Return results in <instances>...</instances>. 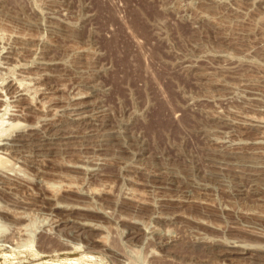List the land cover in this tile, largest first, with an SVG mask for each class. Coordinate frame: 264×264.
Segmentation results:
<instances>
[{
  "label": "rangeland",
  "instance_id": "374dc122",
  "mask_svg": "<svg viewBox=\"0 0 264 264\" xmlns=\"http://www.w3.org/2000/svg\"><path fill=\"white\" fill-rule=\"evenodd\" d=\"M16 39L0 78L40 109L7 113L0 141L85 101L121 145L7 156L0 264H264V0H0V45ZM248 168L263 179L240 194Z\"/></svg>",
  "mask_w": 264,
  "mask_h": 264
},
{
  "label": "bare ground",
  "instance_id": "6f19581e",
  "mask_svg": "<svg viewBox=\"0 0 264 264\" xmlns=\"http://www.w3.org/2000/svg\"><path fill=\"white\" fill-rule=\"evenodd\" d=\"M16 40H14V42ZM25 44H27V41L24 42V41L18 39L14 44H10L8 46L0 45V47H3V50H1L0 54L4 58H6L4 63H7V65L1 64L0 65L1 68H8V64H11L10 60H15L16 56H18V57L21 56L23 54V49L26 48ZM47 53H49V52H47ZM46 56L47 55H45V54L40 55L41 59H39L38 62L41 64L40 68L43 69L40 78H43L45 80V82H44L45 86L44 87L42 86V87H43V89L46 90V92H48L49 90H47V89H49V87L47 86V80L46 79L49 80L48 76H50V73H49L48 69L50 70V66H52L50 64H53L54 61L47 59ZM50 57H51V54H50ZM50 59L53 60V57ZM19 60L20 59L18 58V62H19ZM53 67L54 66H52V68ZM23 77H19L17 75L16 76L12 75L8 79L6 78L8 80V82H7V80L3 79L4 77L0 78L1 80L5 81V82L0 81V130L2 131V134H3V132H6V130L10 129L9 127L4 125V123L6 124V121H7L5 119L6 118L5 115L7 113H9V115L11 116L10 117L11 121L10 122L7 121L8 126L15 127V126H17V124L19 122H21V121H16V120L14 121L15 115L16 116L21 115L22 111H24V110H28V112H30V111H34V109H36V110L40 109L39 107H37L36 103L34 105V102L31 101L32 99L30 101L28 100V98H29L28 97L29 87L27 85H25L26 81L23 80ZM24 82H25V84H24ZM6 83H8V86L5 85ZM12 86H14V89L10 90V88ZM94 86H96V85H94ZM91 87H92V85H91ZM95 89H97V87H95ZM10 104L12 107L14 106V108H11V106H9ZM9 107L12 109V111L9 109ZM43 107H42V109H44ZM99 107L96 105H91L90 102H89V104H86V102L83 101L81 103V105L79 104V105H76L73 107L70 106V109L68 112H66L67 110H64L65 108H63V110L60 108L62 110V111L60 110L61 112L56 111V113H54L53 115L51 113L50 116L46 114L45 116L42 117V125L41 126L39 125L40 127L37 126L38 123L37 124L32 123L28 127L24 126L25 128L27 127L25 130H23L24 128H22V131H20L21 129L18 130L19 132L15 133V135H13V136H11V135L6 136V134H5L6 137L4 136V138H1V140H3V141H0V163H3L6 160H9L10 158L8 159L7 156L15 155V154H19V153L20 154L24 153V151H26V148L31 149V152H32L31 153V155H32L31 160H35L34 162H36L40 166H41L40 162H42L43 160L44 161H45V159L50 160V158H49L50 156H48V158H47L46 157L47 155L59 154V156H62L60 154H62L65 151L67 152L68 150L74 151L76 149L79 150V148H85V147L87 148L90 146V147L94 148L95 150L96 149H98V150L103 149L106 152L107 151L110 152L109 147L112 144L121 145V141L120 140L119 141L114 140L115 142H113V140H112V127H111V125L109 126V124L104 120L105 117L102 118L103 116L100 115L101 111L103 109H100ZM45 108H48V107H45ZM68 108H69V106H68ZM8 109L11 112H8ZM20 110H21V113H18V111H20ZM44 110H47V109H44ZM49 110H50V108H49ZM57 110H59V109H57ZM24 113H26V112L24 111ZM25 115H28V113ZM100 116H101V118H100ZM245 117H246V115H245ZM247 117L250 118V120H249L250 122H251V119L254 118V117H251V115H249ZM98 119H100L101 121H99ZM258 120L260 122L261 119L259 118ZM258 120H256V122ZM262 121H264V120L262 119ZM252 122H253V120H252ZM21 124H23V122ZM21 124L19 123V126H21ZM259 124L257 122V125H259ZM257 125H256V127H257ZM263 125H264V123H263ZM259 127H261V126L259 125ZM80 128H82V129H80ZM257 129H259V128L257 127ZM125 151H127V150H125ZM75 152H73V153H75ZM68 153H69V151H68ZM77 153H79V152H77ZM28 155H30V154H28ZM66 155H69V154H66ZM25 156H26V154H25ZM240 156H241V158L239 160L240 165L244 166L245 169L248 165H252L253 162H256V161L259 162L260 161L259 159L256 160L257 156L253 155V154H249V153L248 154H242V155L240 154L239 157ZM213 157H211V158L213 159ZM126 158L130 159L129 156H126ZM217 158L214 157L213 160H215V162H218V161L220 162L221 160H219ZM257 158H259V157H257ZM145 161L147 162V159ZM150 161L148 160V162H150ZM100 163L102 164V162H100ZM100 163H98V164H100ZM127 163L129 165H133V167H135L133 170H135L136 172H139L142 174L146 173L148 176L151 175L150 173L148 174L149 169L142 167L139 164H137V166H136V164L132 163V162H126L125 164H127ZM33 165H35V163H33ZM44 165H46V164H44ZM35 166H38V165H35ZM37 168H39V166ZM245 169L243 171L239 170V173L234 174V176L237 178V180L238 179L240 180V181H238L239 186L241 185L240 189H239L240 194L246 193L248 191L246 189V186L250 185L251 183L256 184V182L259 179H263L261 176L257 175V173H254V172L252 173L250 168H248L250 171L245 170ZM215 170L213 173H216ZM217 170H218L217 171V173H218L220 169H217ZM230 172H232V171H230ZM0 173L2 174V172H0ZM98 174H100V172ZM5 176H8V175H5ZM155 176H158V175H155ZM6 181H12L13 182V178L9 177L7 180H4V178L2 179V177H0V188H2V189L3 188L4 189L9 188L10 189V188H14L13 186L16 187V185H17V184L13 185V186L9 185V184L7 185ZM259 181H261V180H259ZM12 182H10V183H12ZM15 183H13V184H15ZM9 191H11V190H9ZM15 213H17V211ZM11 232L12 231H10V233ZM8 239H10V238H8ZM60 261H61V259H60ZM50 262H51L50 264H62L61 262H52V261H50ZM64 262H67V261L64 260ZM72 262L73 261H71V263Z\"/></svg>",
  "mask_w": 264,
  "mask_h": 264
}]
</instances>
